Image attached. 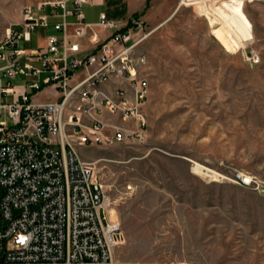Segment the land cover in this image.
<instances>
[{"label":"rangeland","instance_id":"rangeland-1","mask_svg":"<svg viewBox=\"0 0 264 264\" xmlns=\"http://www.w3.org/2000/svg\"><path fill=\"white\" fill-rule=\"evenodd\" d=\"M45 1L55 0H0V27L23 25L26 6L47 12L37 8ZM144 31L146 140L78 149L97 162L108 217L121 225L116 257L264 264V0H184ZM43 39L39 28L27 46Z\"/></svg>","mask_w":264,"mask_h":264},{"label":"built area","instance_id":"built-area-1","mask_svg":"<svg viewBox=\"0 0 264 264\" xmlns=\"http://www.w3.org/2000/svg\"><path fill=\"white\" fill-rule=\"evenodd\" d=\"M89 1L38 4L61 8L64 17L42 47L25 45L49 24V15L36 16L31 6L22 29L0 27V264H188L115 255L121 225L108 217L111 200L97 162L78 149L146 140L147 34L138 20L122 25L105 12L86 21L82 6ZM16 77L25 83L15 84ZM48 87L57 99L35 101ZM237 180L252 182L244 173Z\"/></svg>","mask_w":264,"mask_h":264},{"label":"crops","instance_id":"crops-1","mask_svg":"<svg viewBox=\"0 0 264 264\" xmlns=\"http://www.w3.org/2000/svg\"><path fill=\"white\" fill-rule=\"evenodd\" d=\"M183 2L184 0H90L88 3H85L83 5L87 10H82L85 15V20L90 22L99 21L100 13L102 12H105L110 19H113L114 21H117L122 25L128 24L133 19H136L142 24L140 28V34H142L145 32L144 30H146L148 25L156 27L162 25L171 16H173L174 13H176ZM47 7L48 11L44 13L49 15V24L47 26H39L34 30L37 31L39 30V28H42L44 32V41L43 43L38 44L35 47H30V49L45 46L47 35L58 32L54 28V23L62 22L64 19V17L62 16L61 8H53L49 5H47ZM69 7H72V3H69ZM93 8L95 9V14H92V12L91 14H89L90 12L88 13V9ZM66 20L68 22L74 23L76 22V17L75 15H68L66 17ZM9 26L14 27L13 25ZM6 27L1 28L4 29ZM22 27L23 25L16 28L22 29ZM100 31L102 36L107 34V31H104L103 29H100ZM81 41L83 46L88 47L89 43L86 39H82ZM27 43L28 41L25 42L26 47H28ZM48 88L54 89L52 87ZM36 95L37 94H35L34 96V100L38 102H50L56 100L58 97L57 92L56 97L54 96L55 98H45L42 100L36 99Z\"/></svg>","mask_w":264,"mask_h":264},{"label":"bare ground","instance_id":"bare-ground-1","mask_svg":"<svg viewBox=\"0 0 264 264\" xmlns=\"http://www.w3.org/2000/svg\"><path fill=\"white\" fill-rule=\"evenodd\" d=\"M195 169V171H198L202 174H209V172L212 170H210L208 167L200 164V163H197L194 167H193V170ZM210 176V175H209Z\"/></svg>","mask_w":264,"mask_h":264}]
</instances>
